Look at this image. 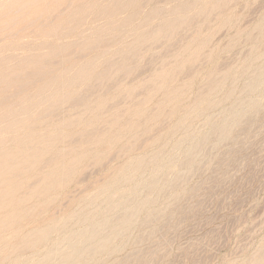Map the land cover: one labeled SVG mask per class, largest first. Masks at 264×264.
<instances>
[{"label": "rangeland", "instance_id": "374dc122", "mask_svg": "<svg viewBox=\"0 0 264 264\" xmlns=\"http://www.w3.org/2000/svg\"><path fill=\"white\" fill-rule=\"evenodd\" d=\"M0 166V264H264V0H0Z\"/></svg>", "mask_w": 264, "mask_h": 264}, {"label": "bare ground", "instance_id": "6f19581e", "mask_svg": "<svg viewBox=\"0 0 264 264\" xmlns=\"http://www.w3.org/2000/svg\"><path fill=\"white\" fill-rule=\"evenodd\" d=\"M30 1V0H29ZM27 3V2H26ZM30 3V2H29ZM24 5V4H23ZM33 5V4H32ZM21 6V5H20ZM25 6V5H24ZM106 21V20H105ZM84 34V33H83ZM26 50V49H25ZM82 67V66H81ZM90 69V68H89ZM87 72V71H86ZM88 73V72H87ZM41 80V79H40ZM48 80V79H47ZM66 82H67V80H66ZM213 82V81H212ZM66 84V83H65ZM68 84H70V83H68ZM211 84H213V83H211ZM20 87H22V86H20ZM211 89V88H210ZM21 93V92H20ZM16 95V94H15ZM41 97V96H40ZM43 99V98H42ZM201 99H203V98H201ZM9 103V102H8ZM251 103V102H250ZM12 104V103H11ZM14 104V103H13ZM199 104V103H198ZM252 104H253V102H252ZM2 106H4V104L2 103L1 104ZM1 106V107H2ZM8 107V106H7ZM243 109V108H242ZM238 111H240L239 109H237ZM243 111V110H242ZM244 111H245V109H244ZM235 112V111H234ZM237 112V111H236ZM185 116V115H184ZM228 116V115H227ZM235 117V116H234ZM238 117V116H237ZM235 121V120H234ZM220 122V121H219ZM232 122H233V120H232ZM207 125V124H206ZM230 123H228V122H223V123H221L217 128H216V133H217V135H222V134H225L226 132H227V130L229 129V127H230ZM215 128V127H214ZM58 130V129H57ZM189 137V136H188ZM222 137V136H221ZM187 138V137H186ZM203 138V137H202ZM185 139V138H184ZM183 140V139H182ZM203 140H205V137H204V139ZM183 142V141H182ZM179 143V142H178ZM183 144V143H182ZM181 144V145H182ZM180 145V144H179ZM180 145V146H181ZM178 148H180V147H178ZM28 149V148H27ZM176 150V149H175ZM180 150V149H179ZM191 155V154H190ZM186 156H188L187 154H186ZM159 157V156H158ZM175 157V156H174ZM169 158V157H168ZM154 159V158H153ZM152 159V160H153ZM163 159V158H162ZM26 160V159H25ZM139 160H140V158H139ZM138 160V161H139ZM172 160H173V158H172ZM23 161H24V159H23ZM137 161V160H136ZM144 161V160H143ZM142 161V162H143ZM164 161H166V160H164ZM168 161V160H167ZM177 161V160H176ZM13 162V161H12ZM48 162H50V161H48ZM132 162V161H131ZM191 162V160H190V156H189V158H188V160H187V164H189ZM47 163V162H46ZM51 163V162H50ZM50 163H48L47 165H49ZM154 163H157L156 161L154 162ZM160 163H162V160H161V162ZM10 164V163H9ZM163 164V163H162ZM167 164V163H166ZM2 165V164H1ZM129 165H130V163H129ZM180 165V164H179ZM190 165V164H189ZM193 165V164H192ZM173 166V165H172ZM171 166V167H172ZM1 167V166H0ZM27 168L26 169H28V166H26ZM129 167H131V165L129 166ZM183 167V166H182ZM185 167V166H184ZM184 167H183V169H184ZM42 168V167H41ZM123 168V167H122ZM125 168V167H124ZM127 168V167H126ZM169 168V167H168ZM11 169L13 170V167H11ZM134 169V168H133ZM139 169V168H138ZM185 169H187V168H185ZM25 170V169H24ZM121 170V169H120ZM23 171V170H22ZM127 171V170H126ZM134 171H136V170H134ZM153 171V170H152ZM164 171V170H163ZM169 171H170V169H169ZM6 172V171H5ZM11 172V171H10ZM124 172V171H123ZM137 172V171H136ZM160 171H158V173H159ZM2 173V172H1ZM9 173V172H8ZM152 173V172H151ZM166 174V173H165ZM174 174H176V173H174ZM180 174V173H179ZM16 175V174H15ZM14 175V176H15ZM12 177H13V175H12ZM126 177V176H125ZM134 177V176H133ZM133 177H130L131 179L133 178ZM163 177V176H162ZM17 178H18V176H17ZM129 178V179H130ZM9 179H11V177L9 178ZM128 179V178H127ZM130 179V180H131ZM168 179H169V177H168ZM6 180V179H5ZM116 180V179H115ZM133 180V179H132ZM2 182H3V180H2ZM115 182V181H114ZM113 182V184H116V183H114ZM141 182V181H140ZM156 182H158V181H156ZM173 183V182H172ZM166 184V183H165ZM2 185V184H1ZM5 185V184H4ZM108 185V184H107ZM110 185V184H109ZM144 185H145V183H144ZM115 186V185H114ZM113 186V187H114ZM141 187V186H140ZM153 187H155V185H153V184H151V185H149V187L148 188H153ZM4 188V187H3ZM143 188H144V186H143ZM142 188V189H143ZM6 189V188H5ZM138 189V188H137ZM132 191V190H131ZM130 191V192H131ZM157 191V190H156ZM98 192H99V190H98ZM139 192V191H138ZM152 192H154V191H152ZM2 193H4V192H2ZM123 193H125L124 191H123ZM122 193V195H125V194H123ZM132 193H133V191H132ZM130 194V193H129ZM136 195L137 194H135V197H136ZM90 196V195H89ZM122 198V197H121ZM124 198H126L125 196H124ZM123 198V199H124ZM129 198V197H128ZM0 199H1V197H0ZM89 199V198H88ZM98 199H99V197H98ZM127 199V198H126ZM136 199V198H135ZM148 199V198H147ZM121 200V199H120ZM142 201V200H141ZM86 202V201H85ZM85 202H83V203H85ZM113 202V201H112ZM137 203V204H136ZM134 202V200H129L128 199V201H124V202H122V203H120V205H122L124 208H125V213L121 216V217H118V218H116L115 216V220H111V219H107V218H103L102 217V219L100 220V221H98L94 226H92V228L91 229H89V230H81V231H78V232H76V233H72L69 237H67L66 239H67V241L69 242V246H68V249H67V251H66V253H64L63 255H62V257H61V261H60V264H80V262L83 260V261H85L86 259L85 258H88V257H91V256H93L95 253H97L98 251H101V250H103V249H105V247L107 246V244H108V242L110 241V239L111 238H113L114 236L116 237V235L117 234H119V231H117V229L119 228V229H122L123 227L125 228V227H127L130 223H131V221L132 220H134L133 218L135 217V215H136V213H137V211L139 210V208H140V206L143 204V203H139L138 204V202ZM85 205V204H84ZM106 205V204H105ZM146 206V205H145ZM119 208H120V206H119ZM22 212V211H21ZM99 212H100V210H99ZM96 214V213H95ZM100 214H102V213H100ZM9 215V214H8ZM106 215V214H105ZM85 216V215H84ZM99 216V215H98ZM111 217V216H110ZM113 217V218H114ZM98 218V217H97ZM112 218V219H113ZM88 219H90V218H88ZM91 220V219H90ZM58 223L60 224V221H58ZM58 223H56V225L55 226H57L58 225ZM89 224H91V223H89ZM52 225V224H51ZM54 225V224H53ZM110 225H113L112 226V228H110V229H108L107 228V226H110ZM104 227H106L107 228V230L105 231V232H103V230H104ZM111 227V226H110ZM117 228V229H116ZM87 229V228H86ZM53 232V231H52ZM122 232V231H121ZM122 234V233H121ZM45 236V235H44ZM87 236H89L90 238H93V239H95V242H93L92 244H86V241H83V238H86ZM12 237V236H11ZM1 238V237H0ZM37 238V237H36ZM88 238V237H87ZM43 239V238H42ZM24 241V240H23ZM0 242H2L3 243V241H1L0 240ZM19 242V241H18ZM33 242V241H32ZM19 243H22V242H19ZM110 243V242H109ZM10 245V244H9ZM13 245H15V244H13ZM17 245H18V243H17ZM27 245V244H26ZM25 245V246H26ZM1 246V245H0ZM59 247V246H58ZM62 247H64V246H62ZM112 247V246H111ZM7 249H9V248H7ZM13 249V248H12ZM35 249V248H34ZM19 250V249H18ZM17 250V251H18ZM9 251V250H8ZM11 251V250H10ZM25 251H26V248H25ZM56 252V251H55ZM9 253V252H8ZM13 253H15V252H13ZM26 253V252H25ZM1 254H3V253H1ZM4 254H7L6 253V251H5V253ZM3 254V255H4ZM12 255H14V254H12ZM15 255H17V254H15ZM19 255V254H18ZM43 255H45V254H43ZM57 255V254H56ZM1 256V255H0ZM20 256V255H19ZM42 256V255H41ZM54 256H55V254H54ZM14 257V256H13ZM23 257V256H22ZM1 258V257H0ZM3 259V258H2ZM5 259V258H4ZM85 259V260H84ZM35 260H36V258H35ZM3 261V260H2ZM15 261V260H14ZM13 261V262H14ZM18 261V260H17ZM16 261V262H17ZM32 261V260H31ZM38 261V260H37ZM19 262H21V261H19ZM29 263H30V261H29ZM257 263V262H256ZM37 264H57V263H55L54 261H52V257H51V255L50 254H47L46 256H44Z\"/></svg>", "mask_w": 264, "mask_h": 264}]
</instances>
